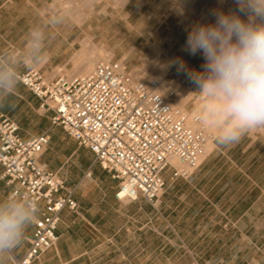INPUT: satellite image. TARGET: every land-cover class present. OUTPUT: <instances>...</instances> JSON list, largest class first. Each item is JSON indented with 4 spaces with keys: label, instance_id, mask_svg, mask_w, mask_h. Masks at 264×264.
Masks as SVG:
<instances>
[{
    "label": "rangeland",
    "instance_id": "obj_1",
    "mask_svg": "<svg viewBox=\"0 0 264 264\" xmlns=\"http://www.w3.org/2000/svg\"><path fill=\"white\" fill-rule=\"evenodd\" d=\"M221 1L13 0L0 5V49L6 60H25L26 14L44 15L46 19L62 15L63 22L56 26L48 22L34 24L46 27L49 40L44 52L52 53L44 54L39 65L26 64L24 68H36L49 79L58 74H77L75 62L95 56L96 48L103 47L110 52L108 60L121 61L128 73L136 71L140 75L136 80L160 78L159 92H172L171 98L179 95L185 99L183 109L175 107L190 117L197 115L195 108L202 97L194 93L195 86L173 62L179 58L188 68L201 70L202 55L191 56L184 51L187 33L196 23L214 22L213 10L236 7L234 0ZM15 18L21 19L15 22ZM101 61L96 59L93 66ZM34 102L18 83L15 91L0 101V109L30 122L24 126L26 131L37 134L49 123ZM56 128L53 133L61 140L50 138L43 152L55 154L58 165L54 169L68 186L89 178L88 172L96 179L94 167L100 171L97 183L87 189L89 195L78 207H104L112 202L110 193L116 187L108 172L94 161L88 148L79 146L61 126ZM204 129L210 137L214 135L212 130ZM261 131L264 134V129ZM231 170L226 176L220 171L209 174L210 180L199 185L178 180L166 188L167 181L159 201L152 205L142 198L124 203L129 218L119 231H107L99 223L97 228L81 229L77 234L98 243L108 237L117 244L118 248L110 245L108 249L115 253L110 251L109 256L103 255L107 248L95 247L96 256H104L96 264H264V164L246 168L243 190H237L240 183Z\"/></svg>",
    "mask_w": 264,
    "mask_h": 264
},
{
    "label": "built area",
    "instance_id": "obj_2",
    "mask_svg": "<svg viewBox=\"0 0 264 264\" xmlns=\"http://www.w3.org/2000/svg\"><path fill=\"white\" fill-rule=\"evenodd\" d=\"M19 82L38 98L40 110L50 112L52 126H61L119 180V200L141 195L153 204L165 185L166 169L174 178H186L202 161L207 133L198 116L191 125L187 115L157 91L156 80L133 81L121 61H101L87 74L50 79L30 68ZM48 141L47 132L23 138L17 122L0 112V184L12 186L10 195H31L41 207L26 250L11 255L13 264H31L53 247L60 212L78 208L61 176L39 160Z\"/></svg>",
    "mask_w": 264,
    "mask_h": 264
},
{
    "label": "clouds",
    "instance_id": "obj_3",
    "mask_svg": "<svg viewBox=\"0 0 264 264\" xmlns=\"http://www.w3.org/2000/svg\"><path fill=\"white\" fill-rule=\"evenodd\" d=\"M235 9L211 12L212 23H196L184 46L191 56L203 57L201 70L190 69L182 59L173 63L183 71L202 97L197 111L200 123L214 132L222 146L238 143L248 132L264 128V0H234ZM52 15V26L63 22ZM49 40L46 27L33 26L25 41V60L3 58L0 49V101L18 86L24 66L39 65ZM39 202L31 195L0 196V264L24 242L26 230L37 222Z\"/></svg>",
    "mask_w": 264,
    "mask_h": 264
},
{
    "label": "crops",
    "instance_id": "obj_4",
    "mask_svg": "<svg viewBox=\"0 0 264 264\" xmlns=\"http://www.w3.org/2000/svg\"><path fill=\"white\" fill-rule=\"evenodd\" d=\"M8 2L13 3V0H0V5L7 4ZM30 2V1H28ZM27 3V1H26ZM15 6L17 4H14ZM25 22L28 25L27 30L29 31L30 28L34 26V24H40L43 22H48L49 18L46 19L44 15L38 14H26ZM21 18H15V22L20 21ZM13 22V21H12ZM44 27V26H43ZM51 27V26H49ZM90 27V26H89ZM53 28V27H52ZM52 28H48L49 31H53ZM91 29V28H90ZM51 35V33H50ZM53 35V32H52ZM85 44H87V40H84ZM52 52L45 51L44 54H50ZM82 60L81 58L79 59ZM77 60L74 64V71L76 69V64L78 63ZM33 67H25L22 69V72L30 69ZM36 69V68H35ZM40 71V70H39ZM53 78V77H52ZM32 96L34 103L37 105V110L42 115H47L48 118V127L43 131L39 132H47L50 138H54L56 142L61 140V137L54 134L53 131L57 130L56 127L50 124V112L42 111L39 108V100L38 98L28 89L26 88L21 82H19ZM30 105H33L30 103ZM0 112L6 114L13 120H15L19 126V134L23 138H30L35 136L36 131L31 132L30 130L26 131L25 125H29L30 122H26V120L20 118L13 112L4 111L0 109ZM194 115V114H192ZM60 127V126H59ZM259 128L248 132L238 143L231 145V146H222L216 143L215 136H211L208 134L207 136L211 140V148L203 155L201 164L195 168L192 173L186 177H172L171 176V169H166L163 172V177L165 180V184L167 182L166 188L172 185L175 181H188L191 185H199L201 181L208 182L210 179L207 178L209 174L215 175L219 173L221 176H226L228 171L231 170V175L237 176L236 181L240 183L238 185L237 190H243L244 183L246 182V168L253 167V166H261L264 164V160H262V154L264 153V134ZM66 133V132H65ZM70 137V136H69ZM47 144V145H48ZM80 146V145H79ZM52 149V147H51ZM56 157H59L56 155ZM55 154L51 153V151L42 152L39 156V160L44 162L48 169L56 171L54 168L58 165L57 160H55ZM96 164V163H94ZM226 169L222 171L221 169ZM1 165H0V172H1ZM103 169V168H102ZM94 173L96 174L94 179L91 176V172L87 177L89 178H81L78 182H76L73 187L68 186L65 179L62 175L61 178L64 180L65 187L72 191V196L77 201L78 205L82 202V200L89 195L88 188L97 183V179L99 178V172L96 171V168H93ZM222 172V173H221ZM110 178L114 181V188L115 191L119 185V180L113 178L110 173L108 172ZM248 177V176H247ZM165 187V185H164ZM163 187V188H164ZM12 186L1 182L0 184V196L3 195H10ZM115 191H111L110 197L113 200L112 202H108L104 207L92 206V207H84L79 206L76 211H71L67 208L63 209L60 212V220L56 226V234L58 235L57 241L55 245L45 251H43L37 258H35L31 264H96L99 262V258L104 256H109L110 251L113 253L114 250H109L108 248L110 245L111 248L115 247L118 248L115 241L112 238H108L106 241H101L98 243L93 238H84L80 237L77 232L78 230H89L91 231L92 228H97L98 224L101 223L103 227L107 231H119L121 227L125 225V221H128L129 214H128V207L124 205V203H129L135 200L142 198L146 203L152 205L147 200L143 198V196L138 195L135 200L124 201L119 200L115 197ZM160 196V195H159ZM159 196L157 201H159ZM89 198L91 196H88ZM92 198V197H91ZM127 217V219H126ZM33 225H30L26 230L25 239L23 245L17 249L13 255L21 256L24 251L26 250L29 244V238L31 237L33 231ZM115 234V233H114ZM107 236H109L107 234ZM111 244H109V242ZM107 248V250L103 253L104 256H96L98 255L95 247ZM114 248V249H115ZM115 253V252H114ZM123 256L124 252H120ZM8 264H13L11 260V256L8 259Z\"/></svg>",
    "mask_w": 264,
    "mask_h": 264
},
{
    "label": "bare ground",
    "instance_id": "obj_5",
    "mask_svg": "<svg viewBox=\"0 0 264 264\" xmlns=\"http://www.w3.org/2000/svg\"><path fill=\"white\" fill-rule=\"evenodd\" d=\"M218 1V0H217ZM222 1H224V0H222ZM221 1V2H222ZM227 2H229V0L227 1ZM224 3V2H223ZM227 4V3H226ZM224 5V4H223ZM90 45V44H89ZM94 47H96V46H94ZM92 48V47H91ZM97 50H96V52H97V54L95 55V56H88L87 58H85V59H83V60H79L78 61V63L76 64L77 66H76V69H75V73H77V74H72V75H84V73H86L87 74V72L88 71H90L91 69H92V67H94L93 65H94V63H95V61H96V59H102V60H104V61H108V58H109V56H110V52H108L107 50H105L103 47H97L96 48ZM93 50V49H92ZM83 73V74H82ZM89 73V72H88ZM130 74V76H131V78H132V80L133 81H135L136 80V78H138V77H140V75H138L137 74V72L136 71H133V73L131 74V73H129ZM68 76H70V75H68ZM160 78H159V82H160ZM145 81H147V80H145ZM157 81V80H156ZM157 81V82H158ZM159 82H158V84H159ZM157 91L159 92V86L157 87ZM162 96H163V98L169 103V104H171V105H173V106H178L179 108H181V109H183L184 107H183V103H184V101H185V99H181L180 98V96L179 95H174L172 98L170 97V95L171 94H173L172 92H159ZM201 104H202V102H200V100L197 102V105H196V108H195V110H197L198 111V109H199V107L201 106ZM184 113V112H183ZM186 114V113H185ZM187 115V117H188V121L190 122V124L191 125H196V123L194 122V119H193V117H194V115H192V116H190L189 117V115L188 114H186ZM205 127V126H204ZM211 145H212V143H211V140H210V138L208 137V136H206V139H205V142H204V144H203V147H202V156L201 157H203V155L211 148ZM171 162L174 164V165H178L179 164V160L177 159V158H172L171 159Z\"/></svg>",
    "mask_w": 264,
    "mask_h": 264
}]
</instances>
